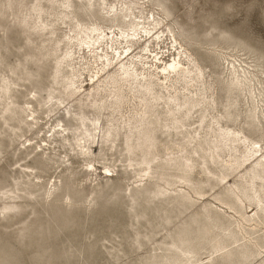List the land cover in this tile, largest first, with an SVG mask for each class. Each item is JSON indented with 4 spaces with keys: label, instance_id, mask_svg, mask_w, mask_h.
<instances>
[{
    "label": "rangeland",
    "instance_id": "374dc122",
    "mask_svg": "<svg viewBox=\"0 0 264 264\" xmlns=\"http://www.w3.org/2000/svg\"><path fill=\"white\" fill-rule=\"evenodd\" d=\"M119 1H133L136 14L154 13L165 21L163 41L151 45L165 62L178 54L173 30L180 50H187L182 60H191L193 73L186 81L156 79L153 90L145 91L122 81L114 68L109 76L99 74L102 81L94 89L97 64L86 51L83 63L91 66H73L90 91L70 96L62 76L72 68L65 64L55 78L66 44L54 52L51 39L71 34L73 23L59 20L54 36L42 35L34 29V8L40 3L41 17L50 23L62 10L58 3L0 0V78L18 79L14 93L21 104L30 101L36 116L31 127L18 129L17 120L5 122L0 107V264H187L188 250L195 264H264V247L251 254L256 248L237 226L241 220L264 246L261 206L255 220L247 221L256 206L248 197L254 195L256 169L242 144L248 137L264 147V115L258 114V126L252 124L248 92L251 85L258 112L263 111L264 0H108ZM93 2L87 11V0H71L72 15L88 27H105L103 2ZM228 62L242 79L233 92ZM49 92L65 103L51 111L39 102ZM117 100L118 105H108ZM78 115L99 120L103 130L95 132L92 147L88 144L89 158L63 140L72 133L50 138L55 128L75 127ZM138 120L145 126L132 135L129 127ZM110 125H115L114 142L105 143ZM221 127L239 134L237 149L222 145ZM145 160L149 171L140 166ZM255 188L264 204V183L257 181ZM234 191L245 199L243 205Z\"/></svg>",
    "mask_w": 264,
    "mask_h": 264
},
{
    "label": "bare ground",
    "instance_id": "6f19581e",
    "mask_svg": "<svg viewBox=\"0 0 264 264\" xmlns=\"http://www.w3.org/2000/svg\"><path fill=\"white\" fill-rule=\"evenodd\" d=\"M49 1L51 2L52 6L58 3V7L62 8V10L57 13L56 19L54 21L48 23L42 19L41 14L44 10L41 7V4L38 3V5L34 8V11L38 14L37 21L34 23V29L42 35L48 31L46 32L47 34L54 36V26L57 21L60 20L62 23L66 24V20L68 19L71 23H73V27L70 29L71 34H65L64 38L51 39L52 41L54 40V52L57 51L56 47H59L61 43L64 42L66 44V50L63 56L56 61L57 67L55 78L60 76L62 73V68L65 64L66 66L72 68V73L70 75H61L63 78L62 82H64L66 91L69 92L70 96H75L80 93L85 94L90 91V89L84 88L82 85L81 70H77L73 66L76 64V62L83 63V60L86 59V55H84L86 51L89 53L90 57L95 59L94 64H97V71L95 76L91 79L90 84L94 89L97 87L96 83L102 81L103 76H100L99 74L105 72V75L109 76L111 72H113L114 68H117L119 74L122 75V81L128 80L132 85L140 87L141 90L145 91L153 90L152 86L156 79L157 81H161L163 79V84H168L170 82L173 83L175 80L186 81L187 77L192 75L193 70H191L190 67V55H186V58L189 59L188 62H184L182 60L183 55L187 53V50L186 48L183 51L180 50L183 48V44L179 42L178 38L173 33V30L170 29L173 39L172 42H175L174 48L176 51H178L177 56H174L172 60L165 62L162 61V58H159L160 52H153L151 45L154 43V41H158L160 44V42L163 41V37L165 36V31L162 29L165 21H163L161 18H156L154 13L148 17L136 14L132 7L133 1L129 4L126 1L110 3L108 0H102V10L105 13V27L99 24L88 27L82 24L79 20H76V16L72 15L73 6L71 0ZM93 7V0H87V11H90V9ZM104 45L105 49L103 48ZM100 48H103L102 51L105 50V59L103 60L102 68L98 69L99 64L97 63V58L102 60L103 55L99 54ZM138 50L140 51L137 52ZM149 53H152V56H154L157 61L163 62L162 65H159L157 61V64L156 62H153V59L150 57ZM88 64L89 63L86 62L83 63L84 66ZM228 64V70L232 77L228 88L229 92H233L235 88H238L239 85H242V79L241 74H239L236 68V65L233 62H228ZM89 66L91 65L89 64ZM82 70H85V67H83ZM243 71L244 73L246 72L245 69ZM13 73H15V71ZM28 74L29 73L26 75ZM246 79L249 83L252 81L247 76ZM19 85L20 83L18 82V79L6 77L0 78V107L3 106L1 113H7V116H4L5 114L2 116L4 117L5 122H7L8 119L17 120L19 124L15 126V128L21 129L22 124H26L31 127L33 125V121L36 120V116L35 110L32 106H30L31 104L29 100L25 104H21V102L18 101L14 92L16 90V86ZM172 85L174 86L176 84L174 83ZM248 92L251 96L253 105L250 113L252 124H257L256 126H258L257 121L260 123V121L257 120L258 118L260 119V115L258 114L261 113V115H264V110H259L258 112V95L253 91L251 85L248 87ZM36 94H38V92H36ZM158 98L161 100L163 99L162 96H159ZM42 99L43 100H40L39 102L44 103L51 109V111H53L56 107L60 108L66 101V99L63 97H57L51 92L48 93L46 98ZM165 103L169 104L166 100ZM118 104V100L108 103V105L111 107ZM233 104L234 101L232 100L231 105ZM66 109L68 110V108ZM68 112L70 111L68 110ZM76 121L77 123L75 127L64 128V126H61L59 130L55 128V133H53L50 138L55 137L58 133L64 134L67 131L70 132V134L72 133L71 137L69 134L62 135L63 140L69 143L72 151L83 157L89 158L91 154V145L96 142L97 135L95 132H103V130L101 127H98L99 120H88L87 116L78 115V120ZM144 123L145 122L140 123V120H138L134 123V125H130V133L133 135L135 132L134 130L138 131L140 127L144 128ZM114 126L115 125H110L105 129L102 136L103 142H114V139L112 138L114 137L112 132ZM218 132V137L221 139L223 146L234 150L237 149V145L241 142L239 134L222 127L218 130ZM27 141H31V139H27ZM50 143L51 142H48L47 145H50ZM88 144H90L91 147ZM242 144L244 145V148H246L247 152L246 161L249 160V162L253 163L256 169L252 177L254 195L248 196L251 201L255 202L254 205H256L251 210L253 211V214L251 215L252 219L250 216V219H247V221H251L255 220L254 217L256 215L258 216V207L261 206V209L264 210L262 196L255 188L257 181L264 183V175L262 174L264 173V147L260 141L254 140L251 142L248 137L242 141ZM233 145L235 146L234 148ZM28 146H31V142L28 143ZM90 165L92 164L90 163ZM142 165L147 166H144V170H150V164L148 161H142L140 166ZM227 176L228 175L223 176V179H225ZM232 194H235L236 200L240 201L243 205L245 199L235 191L232 192ZM237 226L240 228V230L246 231V242L252 243L253 247L256 248V251L251 250V254H253V252H258L261 254L260 249H262L264 246L260 245L251 237L250 232L246 230L241 220H237ZM254 226L256 227L257 224H254ZM190 252L191 251L188 250L184 253V255L187 257V264H195L198 260L192 261V257H189L188 255ZM242 254L245 257L249 255L247 251H242Z\"/></svg>",
    "mask_w": 264,
    "mask_h": 264
}]
</instances>
